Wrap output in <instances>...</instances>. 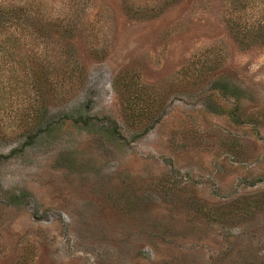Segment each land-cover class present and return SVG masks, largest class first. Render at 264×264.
Listing matches in <instances>:
<instances>
[{
	"label": "rangeland",
	"instance_id": "1",
	"mask_svg": "<svg viewBox=\"0 0 264 264\" xmlns=\"http://www.w3.org/2000/svg\"><path fill=\"white\" fill-rule=\"evenodd\" d=\"M0 2V264H264V0Z\"/></svg>",
	"mask_w": 264,
	"mask_h": 264
},
{
	"label": "trees",
	"instance_id": "2",
	"mask_svg": "<svg viewBox=\"0 0 264 264\" xmlns=\"http://www.w3.org/2000/svg\"><path fill=\"white\" fill-rule=\"evenodd\" d=\"M17 13L16 9H11L6 3L0 2V29L7 28L9 25L8 22L11 18L16 19V16H18V19H20V16L17 15Z\"/></svg>",
	"mask_w": 264,
	"mask_h": 264
}]
</instances>
